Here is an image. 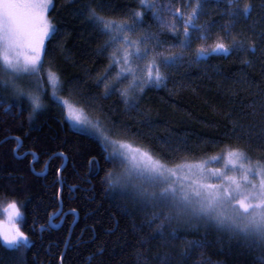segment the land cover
Returning <instances> with one entry per match:
<instances>
[{
	"label": "trees",
	"instance_id": "1",
	"mask_svg": "<svg viewBox=\"0 0 264 264\" xmlns=\"http://www.w3.org/2000/svg\"><path fill=\"white\" fill-rule=\"evenodd\" d=\"M180 1L181 10L188 11L190 0ZM252 3L258 5L260 0ZM85 5L116 20L130 21L134 10L146 11L139 7V0H52L49 20L59 31L54 39L46 40L40 69L57 74L60 96L91 119L99 118L111 138L140 147L165 163L218 156L208 163L218 166L229 147L246 151L251 161L264 162L260 140L226 134L233 122L248 125L260 121L264 58L216 53L199 63L189 64L191 58H186L179 67H161L169 76L167 86L145 85L143 92L137 86L129 92V97H136L137 107L130 108L119 91L103 96L105 83L116 79L117 65L111 63V57L114 52L121 55L120 44L105 46L108 37L89 21ZM205 7L207 14L200 22L216 21L211 33L215 40L223 39L219 24L227 18L220 15L219 7ZM152 17L148 11L140 32L151 28ZM262 17L264 10L254 7L252 18L241 20L233 31L249 37L253 20H259L257 28L264 26ZM177 25L182 33V22ZM161 37L166 39L163 43L167 38L179 43L171 31ZM200 41L193 39L192 48L185 52L195 53ZM245 58L252 61L250 65L242 63ZM134 69L143 78L145 74ZM146 70L144 67L139 73ZM103 76L107 79L98 81ZM131 80L128 75L116 88H128ZM177 147L179 151L174 152ZM106 154L95 138L71 129L56 105L49 103L33 111L25 99L5 93L0 96V221L15 201L22 213L15 224L29 240L27 246L10 249L0 239V264H135L136 251L145 247L140 238L150 231L144 223L146 213L152 210L138 208L121 197L118 189L108 187L103 178L119 167L116 160L106 162ZM93 157L98 164H89ZM180 236L205 238L203 228L193 231L187 226L181 228ZM207 240L210 242L203 249L192 251L188 264L200 259L201 252L209 264H261L264 259L227 234L209 230ZM147 247L149 255L168 250L179 254L184 245L178 240L169 249L160 246L157 237Z\"/></svg>",
	"mask_w": 264,
	"mask_h": 264
},
{
	"label": "snow or ice",
	"instance_id": "2",
	"mask_svg": "<svg viewBox=\"0 0 264 264\" xmlns=\"http://www.w3.org/2000/svg\"><path fill=\"white\" fill-rule=\"evenodd\" d=\"M208 4L219 7L220 15L227 18L219 24L223 39H217L210 48L197 47L188 61L189 64L199 63L201 59L216 53L264 58V26L257 28L259 20L252 21L249 37H242L233 31L241 20L252 18L254 7L264 10V0H260L258 5H254L252 0H244L242 4L240 0H194V2L190 0V8L186 12L180 8L173 9L171 5L159 6L173 17L167 27L179 43L168 46L167 51L170 53L168 55L157 53L159 61L155 58L149 60L143 78L136 76L132 67V57L143 59L149 55V51H155L161 44L155 33L145 32L137 39H132L129 33L144 23L148 11L153 17L160 19L156 0H139V7L146 11L134 10L130 21L109 19L99 14L96 8L85 5L89 21L108 37L105 46L117 42L121 45L119 48L121 55L114 52L111 57V63L117 65L116 79L112 83H105L103 96L107 98L113 91H119L125 98V103L130 108H136V97H129L131 90L138 86L139 91L143 92L145 85L166 87L169 76L161 71V67L173 69L185 61L184 55L172 52V48L178 46L182 51L190 50L193 39L204 41L212 38L211 29L216 25V21L200 22L201 17L207 14L205 6ZM50 5L52 0H0V69L5 73L4 77H0V89L3 90L0 96L9 89L11 96L17 100L28 96L33 111L41 107L40 96L34 91H26L18 81L24 76L35 77L37 81L40 79L42 54L46 53L45 41L54 39L59 31L47 17ZM97 7L103 9V4L97 3ZM177 21L183 24L182 33L178 32ZM224 40L229 42L225 43ZM150 41L155 42L152 49L148 47ZM21 50L25 53L22 56ZM251 62L247 58L242 61L246 66ZM128 75L132 76L128 88L118 90L116 83L126 79ZM47 78L53 85L59 83V77L52 71H48ZM97 79L106 80L107 77ZM92 99L95 100V97ZM260 99L264 101V95ZM129 100L132 102L129 103ZM64 106L67 108L68 117L80 126L79 130L86 135L97 137L106 151L107 144L113 141L101 126L99 118L92 122L81 111L68 105L67 101L64 102ZM259 107L261 119L258 123L243 125L233 122L226 134L236 136L238 139L255 138L264 146V102L260 103ZM121 148L129 149V152L123 155H127L133 162L132 169L115 178L109 171L103 179L110 189H118L121 197L131 200L138 208L152 210L150 214L146 213L144 223L149 226L150 231L148 235L140 238V243L145 247L136 251L135 264H188V257L192 251L203 249L210 242L207 240L209 230L238 239L264 257V162L260 160L252 162L246 151L239 147H229L223 153L225 165L231 166L233 170L238 169L240 175L225 176L221 169L207 167V164L217 160L218 156L210 157L206 161H184L166 166L164 163L156 162L148 152L139 149L133 151L124 143H121ZM173 151H179V147ZM141 159L152 162L141 167L137 163ZM105 160L108 163L116 160L115 149L113 153L105 155ZM93 163L98 164L99 161L93 157L89 164ZM213 179L220 180V183L211 182ZM8 208L11 209L12 218H19L22 215L15 201L11 202ZM184 226L193 231L203 228L205 238L181 237L180 231ZM157 237L160 246L171 249L175 247V242L180 240L184 247L179 254L168 250L163 253L152 252L149 255L147 246ZM0 239L10 249L27 246L29 242L19 226H14L10 231L0 229ZM193 264H209V261L201 252L200 259ZM261 264H264V259Z\"/></svg>",
	"mask_w": 264,
	"mask_h": 264
},
{
	"label": "rangeland",
	"instance_id": "3",
	"mask_svg": "<svg viewBox=\"0 0 264 264\" xmlns=\"http://www.w3.org/2000/svg\"><path fill=\"white\" fill-rule=\"evenodd\" d=\"M156 3L158 5V12H159V15H160V19L152 17V20H151V25L152 26H151V28L150 29L149 28H147V29L145 28L144 30H146L147 32L155 33L158 36L159 41L161 42L160 43L161 47L156 48L155 51H149V55L147 57L143 58V59H136L135 57H132V66L134 68L138 69L137 70L138 74H141V73L146 74L147 70L145 72L143 71V72H140V73H139V70L143 69L144 67L147 68L146 65H147L149 60L155 58L157 61H159L160 57L157 55V53H164L165 55H168V54H170L167 51L168 46L169 45H178L176 42L173 41L174 39L171 40L170 38H167V40H169V41H166V43H163V41H165L166 39L165 38L163 39L161 37V35L164 34L167 31H170L169 28L167 27V25L172 22L173 17L170 15V13L166 12L163 7H159V6L171 5V7L173 9L180 8L181 7V1L180 0H156ZM50 7H51V5H50ZM48 12H47V17L49 19ZM142 34H143V32L139 31V26L137 27V29L134 32L129 33V35H130V37L132 39H137ZM211 36H212L211 39L198 42L197 43V47L210 48L216 42V40H215L216 38L214 37L215 33H211ZM153 43H155V42L154 41H150L148 43L149 49H152ZM120 47H121V45H120ZM141 47H143V45H141ZM171 51L175 52V53H182L184 55L185 59L186 58H191L194 55L193 50L189 51V52H185V51H182L181 49H179L178 46H174ZM23 54H25L24 50H21V56ZM42 57H43V54H42ZM1 72H2L3 77H4L5 73L3 72L2 69H1ZM47 73L48 72H45V73L42 72L41 69H40V72H39L40 79L38 81L36 80L35 77H29V76H24L20 81H18L19 83H21L25 87L26 91H34L36 94H38L40 96L41 107L39 109L44 108L49 103L56 105V107L60 111V113L63 116V118L68 123L69 127L71 129H73V130L80 131L79 130L80 126L77 124V122L72 120L71 118H69L68 115H67V108L64 106V102L67 101L68 105H71L73 108L78 109L79 111H81L84 114V116L87 119H89L92 122H95V120L91 119L82 110V108L70 103L64 97L60 96L58 83L53 85L51 82H49L48 78H47ZM4 93L8 97H10V98L12 97L10 89L7 92H4ZM21 98L25 99L26 102L31 106V109H32V105H31V102H30L28 96H23ZM53 102H55V103H53ZM91 137L95 138L99 142L97 137H95V136H91ZM110 139L113 142L107 144L106 151L109 154V153H113V150L115 149L116 161H117L118 167H119L118 171L113 173V177L115 178L118 175L126 174L130 169H132V166H133V162L128 158V156L127 155H123L124 153H128L129 149L121 148V143L129 145L133 151H135L137 149H139L142 152H146V151L141 149L140 147L132 145V144H130L128 142L119 141V140L113 139L111 137H110ZM103 147L105 148V146H103ZM150 157L153 158L158 163H164L166 166H172L173 165V164L165 163L164 161L154 157L151 154H150ZM151 162H152L151 160H143V159H141L137 163L139 164V166L145 167ZM252 162H254V161H252ZM245 163H247V161H245ZM207 167L210 168V169L211 168L221 169L222 171H224L225 176H228V175L239 176L240 175V172H239L238 169L233 170L231 166H226L224 159L220 163V165H218V166L212 165V164H207ZM250 178L258 179L257 177H250ZM169 182H171V181H169ZM211 182L220 183V180L213 179ZM177 183H179V181H177ZM16 221H17V218L14 219L11 216V209L7 208L6 216L4 217V220L0 221V229H3L4 231H10L14 226H16V224H15ZM1 241L3 242L2 239H1Z\"/></svg>",
	"mask_w": 264,
	"mask_h": 264
},
{
	"label": "water",
	"instance_id": "4",
	"mask_svg": "<svg viewBox=\"0 0 264 264\" xmlns=\"http://www.w3.org/2000/svg\"><path fill=\"white\" fill-rule=\"evenodd\" d=\"M66 159H64V163H65ZM51 221V220H50Z\"/></svg>",
	"mask_w": 264,
	"mask_h": 264
}]
</instances>
